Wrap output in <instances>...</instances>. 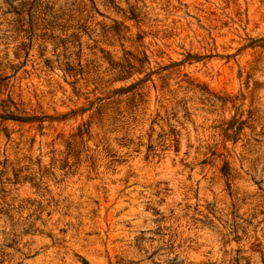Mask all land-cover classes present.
Segmentation results:
<instances>
[{"label":"rangeland","instance_id":"374dc122","mask_svg":"<svg viewBox=\"0 0 264 264\" xmlns=\"http://www.w3.org/2000/svg\"><path fill=\"white\" fill-rule=\"evenodd\" d=\"M0 264H264V0H0Z\"/></svg>","mask_w":264,"mask_h":264}]
</instances>
